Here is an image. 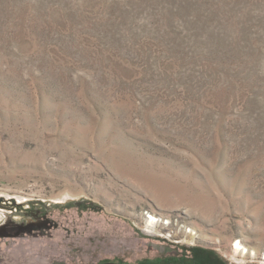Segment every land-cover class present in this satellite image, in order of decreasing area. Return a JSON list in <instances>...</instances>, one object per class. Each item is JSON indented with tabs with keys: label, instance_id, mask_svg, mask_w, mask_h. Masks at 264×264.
Wrapping results in <instances>:
<instances>
[{
	"label": "rangeland",
	"instance_id": "1",
	"mask_svg": "<svg viewBox=\"0 0 264 264\" xmlns=\"http://www.w3.org/2000/svg\"><path fill=\"white\" fill-rule=\"evenodd\" d=\"M0 264H264V0H0Z\"/></svg>",
	"mask_w": 264,
	"mask_h": 264
},
{
	"label": "bare ground",
	"instance_id": "2",
	"mask_svg": "<svg viewBox=\"0 0 264 264\" xmlns=\"http://www.w3.org/2000/svg\"><path fill=\"white\" fill-rule=\"evenodd\" d=\"M237 245V244H236Z\"/></svg>",
	"mask_w": 264,
	"mask_h": 264
}]
</instances>
